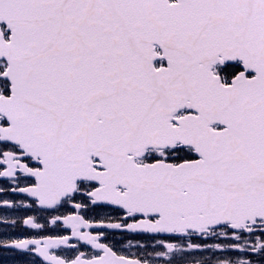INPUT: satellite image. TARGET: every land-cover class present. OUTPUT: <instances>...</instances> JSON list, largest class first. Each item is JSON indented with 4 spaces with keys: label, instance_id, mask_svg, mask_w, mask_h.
<instances>
[{
    "label": "snow or ice",
    "instance_id": "snow-or-ice-1",
    "mask_svg": "<svg viewBox=\"0 0 264 264\" xmlns=\"http://www.w3.org/2000/svg\"><path fill=\"white\" fill-rule=\"evenodd\" d=\"M0 249L264 264V0H0Z\"/></svg>",
    "mask_w": 264,
    "mask_h": 264
},
{
    "label": "flooded vegetation",
    "instance_id": "flooded-vegetation-1",
    "mask_svg": "<svg viewBox=\"0 0 264 264\" xmlns=\"http://www.w3.org/2000/svg\"><path fill=\"white\" fill-rule=\"evenodd\" d=\"M16 199H19L20 197H15ZM12 235H16L15 232H12ZM138 236H133L129 234L128 239H133V242H135L136 239H139ZM127 243V240L124 241ZM211 243L212 241H208ZM135 251V249H133ZM30 259V257H25L19 252L13 251L11 249H0V264H25V260Z\"/></svg>",
    "mask_w": 264,
    "mask_h": 264
}]
</instances>
